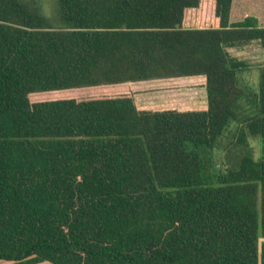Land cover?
<instances>
[{"label":"trees","instance_id":"trees-1","mask_svg":"<svg viewBox=\"0 0 264 264\" xmlns=\"http://www.w3.org/2000/svg\"><path fill=\"white\" fill-rule=\"evenodd\" d=\"M232 2L0 0V260L264 264V64L222 47L264 22Z\"/></svg>","mask_w":264,"mask_h":264},{"label":"rangeland","instance_id":"rangeland-1","mask_svg":"<svg viewBox=\"0 0 264 264\" xmlns=\"http://www.w3.org/2000/svg\"><path fill=\"white\" fill-rule=\"evenodd\" d=\"M28 2L29 4H35L37 7L48 17L49 21L53 24L58 23V4L57 0H24ZM254 1V4L249 2L247 3L244 0H233L232 2V8H231V18H240L244 13L247 14H254L256 16H259V20L261 22H264V0H251ZM246 41V40H245ZM248 48L245 47H238V48H231L229 49L231 52H244L246 54H243L246 56V59H249L250 56V65L249 62L246 60H242L239 57H237L236 54L231 55V60L234 62L235 65L238 67H242V70L239 71L238 75H240V78L243 82H246L250 84V87L256 90L257 88V67L259 65L264 64V53L262 56V62L260 63V54L259 50L257 49L254 41L249 42ZM261 50V48H260ZM241 54V53H240ZM249 56H248V55ZM253 58V59H252ZM255 58L257 60H255ZM106 92H113V89L111 88L110 91H107V89H101L100 90H93V89H80L71 92L74 95H87V94H96V93H106ZM248 143L251 149V153L254 158L258 157L260 148L259 143L256 137L249 136ZM224 139L221 138V141L218 145V148L214 150V161L215 164L220 165L221 161L223 160V150L221 148V145L223 144ZM6 261H0V264H5ZM34 264H51L47 261H40Z\"/></svg>","mask_w":264,"mask_h":264},{"label":"crops","instance_id":"crops-1","mask_svg":"<svg viewBox=\"0 0 264 264\" xmlns=\"http://www.w3.org/2000/svg\"><path fill=\"white\" fill-rule=\"evenodd\" d=\"M251 41H254L255 42V44H253V45H256L257 46V49L259 50V54H260V57L259 58L261 60L260 61V63H261L262 62V56H263L262 53H264V52L262 51V49L260 50L261 47H260V45H259V43H258V41L256 39H249V40H246V41L243 40V41H234V42H224V43H222V47L225 50V52L228 54L229 57L231 55H233V54H236L237 57H235V58H238L239 57L243 61L246 60L247 62H249V65H250V60H249L250 59V56L248 54L247 55L249 56V59H246V56L243 55V54H246V53H244V52H231L229 49H231V48H238L240 46L241 47L248 48V46L250 45L249 42H251ZM255 60H257V59L255 58ZM190 79H192V78H190ZM0 261H2V260H0Z\"/></svg>","mask_w":264,"mask_h":264}]
</instances>
